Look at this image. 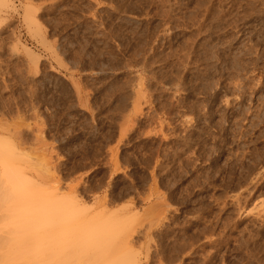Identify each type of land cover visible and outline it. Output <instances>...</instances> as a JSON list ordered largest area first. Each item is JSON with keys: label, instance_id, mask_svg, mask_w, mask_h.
<instances>
[{"label": "rangeland", "instance_id": "rangeland-1", "mask_svg": "<svg viewBox=\"0 0 264 264\" xmlns=\"http://www.w3.org/2000/svg\"><path fill=\"white\" fill-rule=\"evenodd\" d=\"M163 4L0 0V139L119 264H264V0ZM3 198L0 264H48Z\"/></svg>", "mask_w": 264, "mask_h": 264}, {"label": "bare ground", "instance_id": "bare-ground-1", "mask_svg": "<svg viewBox=\"0 0 264 264\" xmlns=\"http://www.w3.org/2000/svg\"><path fill=\"white\" fill-rule=\"evenodd\" d=\"M165 1L162 0V3L165 4ZM197 1V0H196ZM204 1V0H203ZM209 1V0H208ZM211 1V0H210ZM5 3V1H3ZM207 2V1H205ZM218 2V1H217ZM161 3V2H159ZM203 3V2H202ZM163 4V5H164ZM167 4V3H166ZM204 4V3H203ZM260 4V3H259ZM224 5V4H223ZM1 6V5H0ZM155 6V5H154ZM202 6V5H201ZM204 6V5H203ZM246 6V5H245ZM259 6V5H258ZM164 7V6H163ZM171 7V6H170ZM159 8V7H158ZM201 8V7H200ZM172 9V8H171ZM191 9V8H190ZM204 9V8H203ZM218 9V8H217ZM198 10V9H197ZM219 10V9H218ZM230 10V9H228ZM173 11V10H172ZM180 12V11H179ZM224 12V11H223ZM160 13V12H159ZM259 13V12H258ZM173 14V13H172ZM195 14V13H194ZM212 14V13H211ZM261 14V13H260ZM231 15V14H230ZM198 17V16H197ZM208 17V16H207ZM172 18V17H171ZM218 18V17H217ZM216 18V19H217ZM238 18V17H237ZM200 19V18H199ZM219 19V18H218ZM233 19V18H232ZM32 20V19H31ZM163 20V19H162ZM166 20V19H165ZM212 20V19H211ZM179 21V20H178ZM32 22H34L32 20ZM181 22V21H180ZM35 25V24H34ZM37 26V25H36ZM223 29V28H222ZM228 29V28H227ZM229 30V29H228ZM155 31V30H154ZM168 32V31H167ZM249 34V33H248ZM260 34V33H259ZM141 35V34H140ZM149 37V36H148ZM193 37V36H192ZM197 37V36H196ZM243 38V37H242ZM144 40V39H143ZM146 41V40H145ZM151 41V40H150ZM157 41V40H156ZM189 41V40H188ZM183 42V41H182ZM186 42V41H185ZM217 42V41H216ZM193 43V42H192ZM250 43V42H249ZM254 43V42H253ZM191 44V43H190ZM200 44V43H199ZM133 45V44H132ZM145 46V45H144ZM256 46V45H255ZM147 47V46H146ZM188 48V47H187ZM191 48V47H190ZM201 48V47H200ZM186 50V48H185ZM253 51V50H252ZM232 53V52H231ZM132 54V53H131ZM181 54V53H180ZM196 55V54H195ZM199 56V55H198ZM202 56V55H201ZM214 56V55H213ZM234 56V55H233ZM236 56V55H235ZM260 56V55H259ZM262 56V55H261ZM136 57V56H135ZM253 57V56H252ZM255 57V56H254ZM132 58V57H131ZM235 58V57H234ZM260 58V57H259ZM152 59V58H151ZM192 59V58H191ZM210 59V57H209ZM135 60V59H134ZM151 61V60H150ZM135 62V61H134ZM133 62V63H134ZM223 62V61H222ZM236 63V62H235ZM193 64V63H192ZM226 64V63H225ZM238 64V63H237ZM184 65V64H183ZM169 66V65H168ZM187 66V65H186ZM214 66V65H213ZM212 66V67H213ZM255 66V65H254ZM139 67V66H138ZM247 67V66H246ZM227 68V67H226ZM239 68V67H238ZM204 69V68H202ZM232 69V68H231ZM207 70V69H206ZM229 70V69H228ZM192 72V71H191ZM200 72V71H199ZM233 72V71H232ZM237 72V71H236ZM198 73V72H197ZM243 75V74H242ZM173 76V75H172ZM176 76V75H175ZM178 77V76H177ZM175 78V77H174ZM217 78V77H216ZM233 78V77H232ZM238 78V77H237ZM240 78V77H239ZM258 79V78H257ZM176 80V79H175ZM193 80V79H192ZM230 80V79H229ZM197 81V80H196ZM209 81V80H208ZM237 81V80H236ZM172 82V81H170ZM175 82V81H174ZM239 82V81H238ZM243 82V81H242ZM246 82V81H245ZM168 83V82H167ZM207 83V82H206ZM229 83V81H228ZM240 83V82H239ZM249 83V82H248ZM231 84V83H230ZM238 84V83H236ZM175 85V84H174ZM255 85V84H254ZM208 86V85H207ZM234 86V85H233ZM210 87V86H209ZM215 87V86H214ZM203 88V86H202ZM211 88V87H210ZM209 88V90H210ZM205 89V88H204ZM251 89V88H250ZM138 92V90H137ZM139 94V93H138ZM230 95V94H229ZM245 100V99H244ZM208 106V105H207ZM256 110V109H255ZM165 111V110H164ZM248 111V110H247ZM257 113V112H256ZM248 114V113H247ZM204 117V116H203ZM261 117V116H260ZM207 119V118H206ZM161 125V124H160ZM232 127V126H231ZM5 128V127H4ZM3 129V128H2ZM5 130V129H4ZM203 130V129H202ZM241 133V132H240ZM241 135V134H240ZM3 137V136H2ZM2 139V138H1ZM0 139V187L2 191V196L4 197L3 200L8 202L7 208L3 213L6 214V218L8 219V226L7 228L15 226L13 228V232L15 231L17 234L16 229H20V231L24 234H36V232L45 233V235L39 238V243H42L48 247V264H67L71 263L76 260L77 264H114L122 258L125 259L123 256L126 252H130V248L127 250L126 245L129 243L125 238L117 239V236L120 238V233L116 234L118 229L115 228V224L109 223L104 219L107 223H92V222H85V223H77L73 219H76V214L73 209L67 205L66 203H58L56 204L54 201L48 200L47 195L39 194V188L37 192H34L28 184L29 182H25L23 175L21 174V169L18 168L19 166H14V161L17 160L18 156L15 152V148H11L12 144L10 145L7 140L2 141ZM192 143V142H191ZM9 144V145H8ZM183 147V146H182ZM182 151V150H181ZM19 153V151H18ZM16 154V156H15ZM21 154V153H20ZM192 154V153H191ZM197 154V153H196ZM190 155V154H189ZM16 157V158H15ZM24 157V156H22ZM14 158L16 160H14ZM20 158V156H19ZM159 159V158H158ZM157 159V160H158ZM163 159V158H162ZM188 159V158H187ZM28 160V159H27ZM18 161V160H17ZM16 161V162H17ZM189 161V160H188ZM19 162V161H18ZM17 162V163H18ZM184 162V161H183ZM24 163V162H21ZM30 163V162H29ZM166 163V162H165ZM26 164V163H25ZM181 164V163H180ZM187 165V164H186ZM154 166V165H153ZM163 167V166H162ZM188 167V166H187ZM22 168V167H21ZM166 168V167H165ZM181 168V167H180ZM113 169V168H112ZM157 169V168H156ZM167 169V168H166ZM29 170V169H28ZM177 170V169H176ZM187 170V169H186ZM171 171V170H170ZM217 171V170H216ZM251 171V170H250ZM230 172V171H229ZM214 175V174H213ZM248 177V176H246ZM41 178V177H40ZM154 178V177H153ZM243 178V177H242ZM211 180V179H210ZM244 180V179H243ZM28 181V180H27ZM230 181V180H229ZM251 182V181H250ZM34 183V182H33ZM165 183V182H164ZM38 184V183H37ZM214 184V183H213ZM225 184V183H224ZM246 184V183H245ZM36 185V183H35ZM29 188H28V187ZM33 185L31 184V187ZM39 186V185H38ZM246 186V185H245ZM27 187V191L25 190ZM34 188V186H33ZM30 189V191H28ZM35 189V191H36ZM41 190H43L41 188ZM45 190V189H44ZM43 190V191H44ZM41 192V191H40ZM43 193V192H42ZM247 193V192H246ZM252 193V192H251ZM46 194V193H45ZM49 194V193H47ZM46 196V197H45ZM2 198V197H1ZM55 199V198H53ZM3 201V202H4ZM2 202V200H1ZM5 202V203H6ZM163 203V202H162ZM4 204V203H3ZM256 205V204H255ZM73 206V205H72ZM234 206V205H233ZM74 207V206H73ZM166 207V206H165ZM79 208V207H78ZM242 208V207H241ZM75 209V208H74ZM77 209V208H76ZM259 209V208H257ZM166 211V209H164ZM261 210V209H260ZM241 212V211H240ZM247 212V211H246ZM3 214V215H4ZM163 214V213H162ZM160 214V215H162ZM260 214V213H259ZM261 214H264L261 212ZM173 215V214H172ZM124 217V216H123ZM20 218V220L18 219ZM22 218V219H21ZM86 218V217H85ZM104 218H107L104 216ZM111 218V217H108ZM250 218V217H249ZM6 219V221H7ZM97 219V218H96ZM128 219V218H127ZM253 219V218H252ZM103 220V219H102ZM110 220V219H109ZM112 221V220H111ZM129 221V220H128ZM155 221V220H154ZM152 221V222H154ZM20 222V223H18ZM34 222V223H33ZM118 222V221H117ZM2 223V222H1ZM18 223V224H17ZM33 223V224H32ZM69 223V224H68ZM92 223V224H90ZM87 224V225H86ZM3 225V224H2ZM36 225L38 228L42 229L40 231H36ZM7 226V225H6ZM5 226V228H6ZM168 226V225H167ZM3 227V226H1ZM0 227V229H1ZM132 227V226H131ZM4 228V229H5ZM133 228V227H132ZM131 228V229H132ZM253 228V227H252ZM251 228V229H252ZM3 229V228H2ZM24 229V230H23ZM34 229V231H33ZM37 229V228H36ZM124 229V228H123ZM162 229V228H161ZM126 230V229H125ZM7 231V230H6ZM5 231V232H6ZM36 231V232H35ZM44 231V232H43ZM158 231V230H157ZM8 232V231H7ZM13 232L11 236L13 235ZM33 232V233H32ZM135 232V231H134ZM149 232V231H148ZM2 233V230H1ZM14 233V235L16 234ZM31 233V234H30ZM41 233V234H42ZM254 233V232H253ZM5 234V233H4ZM3 234V235H4ZM57 236H56V235ZM146 234V233H145ZM43 235V234H42ZM55 235V236H54ZM116 235V238H115ZM126 235V234H125ZM7 236V235H6ZM34 240L37 238V234L35 235ZM50 236V237H49ZM54 236V237H53ZM71 236V237H70ZM114 236V237H113ZM24 237V236H23ZM39 237V236H38ZM52 237V238H51ZM57 237V238H56ZM113 237V240L110 238ZM124 237V236H123ZM1 238V237H0ZM3 238V236H2ZM33 238V237H32ZM44 240H42V239ZM253 238V237H252ZM13 239V238H11ZM15 239V238H14ZM29 239V238H28ZM31 239V238H30ZM129 239V238H128ZM210 239V238H209ZM16 240V239H15ZM14 240V241H15ZM42 240V241H41ZM118 240V241H117ZM9 242H13L10 241ZM19 242V241H17ZM32 242V241H31ZM34 242V241H33ZM32 242V244H34ZM44 242V243H43ZM116 243V244H115ZM196 243V242H195ZM18 245V243H16ZM15 244V245H16ZM25 244V243H24ZM130 244V243H129ZM260 244V243H259ZM14 244H12L13 246ZM26 245V244H25ZM31 245V243L27 244ZM117 245L121 248H117ZM203 245V244H202ZM10 246V245H9ZM45 246V247H46ZM122 246V247H121ZM261 246V245H260ZM19 247V246H18ZM130 247V245H129ZM11 248V247H10ZM42 248V247H41ZM117 248V251H113V249ZM249 249V248H248ZM11 250V249H10ZM21 250V249H20ZM111 250V251H110ZM127 250V251H126ZM194 250V249H193ZM36 251V250H35ZM12 253V251H10ZM9 252V253H10ZM16 254L19 256V252L22 251H15ZM188 252V251H187ZM6 253V252H5ZM147 253V252H146ZM145 253V254H146ZM249 253V252H248ZM14 254V253H12ZM43 254V253H42ZM137 254V253H136ZM192 254V253H191ZM11 255V254H10ZM22 255V254H21ZM20 255V256H21ZM28 255V254H27ZM47 255V254H46ZM211 255V254H210ZM39 256V254H38ZM105 256V257H104ZM129 256V255H128ZM133 256V254H132ZM249 256V255H247ZM12 257V256H11ZM10 257V258H11ZM15 257V256H13ZM12 257V258H13ZM27 257V256H26ZM29 257V256H28ZM37 257V256H36ZM31 258V257H30ZM42 258V257H40ZM104 258V259H103ZM106 258V259H105ZM127 258V257H126ZM32 259V258H31ZM35 259V258H34ZM129 259V258H128ZM164 259V258H163ZM19 260V257H18ZM22 260V258H21ZM40 260V261H38ZM38 263L41 262V259L38 258ZM57 260V261H56ZM73 260V261H72ZM264 260V259H260ZM36 261V260H35ZM36 261V262H37ZM14 262V261H13ZM129 262V261H128ZM134 262V261H132ZM137 262V261H136ZM44 263V262H42ZM40 263V264H42ZM75 263V261H74ZM72 263V264H74ZM135 263V262H134ZM133 263V264H134ZM30 264V263H29ZM137 264V263H135Z\"/></svg>", "mask_w": 264, "mask_h": 264}]
</instances>
